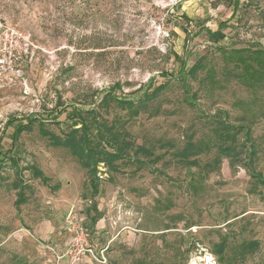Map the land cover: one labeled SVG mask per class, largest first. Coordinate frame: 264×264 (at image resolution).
<instances>
[{
	"label": "rangeland",
	"instance_id": "obj_1",
	"mask_svg": "<svg viewBox=\"0 0 264 264\" xmlns=\"http://www.w3.org/2000/svg\"><path fill=\"white\" fill-rule=\"evenodd\" d=\"M0 28L16 54L0 77V264H264V185L225 157L204 170L215 147L199 165L173 157L209 139L203 114L223 109L250 128L264 173V0H0ZM186 54L185 69L203 57L186 77L195 104L176 78ZM165 81L135 114L99 104L108 89L136 97ZM117 117L161 157L99 163L93 193L50 135ZM11 162L26 183L18 204Z\"/></svg>",
	"mask_w": 264,
	"mask_h": 264
},
{
	"label": "trees",
	"instance_id": "obj_2",
	"mask_svg": "<svg viewBox=\"0 0 264 264\" xmlns=\"http://www.w3.org/2000/svg\"><path fill=\"white\" fill-rule=\"evenodd\" d=\"M238 4L239 0H233L234 9L238 7ZM205 30L209 36L222 35L219 28L215 30L205 28ZM186 59L187 54L184 56L181 69L176 75L181 77L176 78L182 80L188 101L195 104V98L192 96L193 94L191 95L186 77L195 78L197 71L204 66L203 57H199L189 69H185ZM165 84L166 81L158 84L151 91H148L147 88L141 95L136 97H118L114 95L112 89H108L102 95L99 104L104 106L110 99H115L122 108H126L135 114L150 97L155 96L163 89ZM203 115V123L210 124L211 134L209 139L194 140L191 137V140H187L180 148L173 151V157L191 163V165H199V155L215 147L214 155L203 165L204 170L211 171L218 168L222 158L225 157L231 165L239 164L243 166L256 185H264V173L257 167L258 152L250 128L243 123L230 121L228 113L223 109H217L212 114L206 113ZM81 120L80 126L69 127L62 136L51 134L50 138L53 144L69 149L78 158L80 164L88 170L89 183L93 193L98 188L99 163H102L108 172L120 169L118 161L133 164L135 170H139L144 166H149L161 157V155L154 153V145L136 143L120 117L112 120L95 119L94 132H90L89 123H86L83 119ZM26 127V124L20 125L15 132L18 133ZM11 167L16 171L13 182L16 187H19L16 201L18 204L24 200L26 183L23 182L20 168L17 167L16 163L11 162ZM27 169H30L31 175L39 178L43 184L50 185V179L36 165L32 164ZM58 186L59 184L56 183L51 185V188L55 189Z\"/></svg>",
	"mask_w": 264,
	"mask_h": 264
},
{
	"label": "built area",
	"instance_id": "obj_3",
	"mask_svg": "<svg viewBox=\"0 0 264 264\" xmlns=\"http://www.w3.org/2000/svg\"><path fill=\"white\" fill-rule=\"evenodd\" d=\"M15 46L12 39H7V34L0 28V77H5L13 69L16 59Z\"/></svg>",
	"mask_w": 264,
	"mask_h": 264
},
{
	"label": "crops",
	"instance_id": "obj_4",
	"mask_svg": "<svg viewBox=\"0 0 264 264\" xmlns=\"http://www.w3.org/2000/svg\"><path fill=\"white\" fill-rule=\"evenodd\" d=\"M4 139V134L0 131V142Z\"/></svg>",
	"mask_w": 264,
	"mask_h": 264
}]
</instances>
